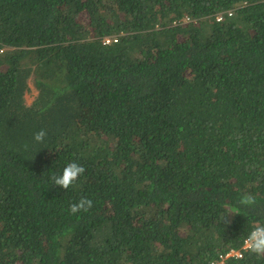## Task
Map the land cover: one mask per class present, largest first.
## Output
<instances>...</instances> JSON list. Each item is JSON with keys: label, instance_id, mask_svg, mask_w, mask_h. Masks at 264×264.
<instances>
[{"label": "trees", "instance_id": "1", "mask_svg": "<svg viewBox=\"0 0 264 264\" xmlns=\"http://www.w3.org/2000/svg\"><path fill=\"white\" fill-rule=\"evenodd\" d=\"M260 225L264 0H0V264H214Z\"/></svg>", "mask_w": 264, "mask_h": 264}, {"label": "clouds", "instance_id": "2", "mask_svg": "<svg viewBox=\"0 0 264 264\" xmlns=\"http://www.w3.org/2000/svg\"><path fill=\"white\" fill-rule=\"evenodd\" d=\"M228 11H226L225 13L218 14L216 16V19L218 18L219 15H221L224 19V16L228 14ZM228 16L230 15L228 14ZM175 22H177V20L173 21L172 23L173 26H176L178 24V22L177 24ZM184 23H188V21L185 20ZM46 135H47L46 130L42 129L34 135V139L37 142H43ZM84 172H85V168L82 165H80L77 162H70L65 166L61 175H52L50 179L54 185L62 186L64 189H68L79 179V177ZM254 203H255V198L252 195L246 194L240 198L241 205L250 206L253 205ZM92 205H93V201L91 199L82 197L78 203H74L71 205V212L73 214L80 211L87 212L92 207ZM231 250L238 251L242 255L236 256L230 254ZM245 251H250L251 253H254L257 256H264V225L254 227V229L248 235L247 239L244 241L241 248L239 249L230 248L227 252L221 254V257L216 262H214V264H223L224 261L227 259L229 260L232 258L234 259L242 258Z\"/></svg>", "mask_w": 264, "mask_h": 264}, {"label": "rangeland", "instance_id": "3", "mask_svg": "<svg viewBox=\"0 0 264 264\" xmlns=\"http://www.w3.org/2000/svg\"><path fill=\"white\" fill-rule=\"evenodd\" d=\"M29 84H30L29 91L27 92L25 98H26V102L28 104H31L34 98L37 96L38 90L36 84L33 82L32 79L29 81Z\"/></svg>", "mask_w": 264, "mask_h": 264}, {"label": "built area", "instance_id": "4", "mask_svg": "<svg viewBox=\"0 0 264 264\" xmlns=\"http://www.w3.org/2000/svg\"><path fill=\"white\" fill-rule=\"evenodd\" d=\"M228 14L231 16L233 15V11H228ZM219 21L223 19V17L221 15L218 16L217 18ZM177 24V22H175ZM112 39V38H111ZM111 39L108 37L106 38V43H109L111 41ZM230 254H233V255H236V256H241L242 254L238 251H234V250H231L230 251Z\"/></svg>", "mask_w": 264, "mask_h": 264}]
</instances>
